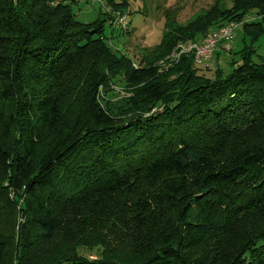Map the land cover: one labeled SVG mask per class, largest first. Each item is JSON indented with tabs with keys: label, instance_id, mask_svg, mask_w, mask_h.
<instances>
[{
	"label": "trees",
	"instance_id": "obj_1",
	"mask_svg": "<svg viewBox=\"0 0 264 264\" xmlns=\"http://www.w3.org/2000/svg\"><path fill=\"white\" fill-rule=\"evenodd\" d=\"M76 1L0 0V264H264V0H213L185 25L166 11L138 64L103 32L127 2L83 23ZM232 21L247 40L228 71L160 68Z\"/></svg>",
	"mask_w": 264,
	"mask_h": 264
},
{
	"label": "rangeland",
	"instance_id": "obj_2",
	"mask_svg": "<svg viewBox=\"0 0 264 264\" xmlns=\"http://www.w3.org/2000/svg\"><path fill=\"white\" fill-rule=\"evenodd\" d=\"M127 8L125 9L129 14L130 23L126 29L120 32L109 24V20L104 21L103 32L107 37V42L111 46V50L117 54H125L132 58L138 64L141 58L143 59L152 48L157 45L162 35L164 34V22L166 19L165 12L169 11L171 17L174 18L176 24L185 25L190 22L195 16L213 2V0H125ZM116 2H120L117 0ZM97 3H87L84 0H77L72 4L71 9L78 21L83 23H91L96 19L103 18V12L111 11V7L101 6ZM254 16H248L247 21H253ZM257 20V19H255ZM254 20V21H255ZM235 37L231 41V51H223L218 49L217 57L213 54L199 66L201 71L212 73L217 66H220L224 71L229 70V62L233 57L232 52L241 47L240 43L247 37L242 31V27L238 24L235 28ZM257 55H264V33L255 42ZM256 60V59H255ZM115 91L108 94L106 97L111 103L110 107L114 110L122 108L123 102L127 95L121 86H114ZM83 248L88 246L82 245ZM53 256L64 253L69 247L61 239L56 238L52 245H50ZM79 249V253L86 255L89 258H96V249ZM49 250V249H48Z\"/></svg>",
	"mask_w": 264,
	"mask_h": 264
},
{
	"label": "built area",
	"instance_id": "obj_3",
	"mask_svg": "<svg viewBox=\"0 0 264 264\" xmlns=\"http://www.w3.org/2000/svg\"><path fill=\"white\" fill-rule=\"evenodd\" d=\"M90 3H97L101 6H106L105 0H85ZM111 25L115 29L124 30L130 23L129 14L127 11H115L113 13V19ZM239 23L229 22L220 28L207 33L200 41H178L173 50L168 54L164 60H160V68H168L173 62L178 61L182 56L192 55V59L195 65H202L207 63V60L218 49L223 51H229L231 48V41L235 37V28Z\"/></svg>",
	"mask_w": 264,
	"mask_h": 264
}]
</instances>
